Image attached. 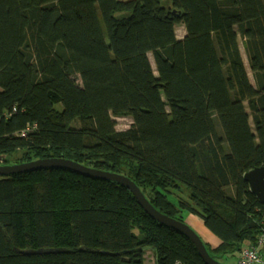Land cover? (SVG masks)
I'll return each instance as SVG.
<instances>
[{"label":"trees","instance_id":"obj_1","mask_svg":"<svg viewBox=\"0 0 264 264\" xmlns=\"http://www.w3.org/2000/svg\"><path fill=\"white\" fill-rule=\"evenodd\" d=\"M50 157L129 177L161 213L198 216L219 240L204 242L211 257H237L264 230L243 179L264 165V0H0V164ZM147 252L205 264L119 183L0 175V264H145Z\"/></svg>","mask_w":264,"mask_h":264},{"label":"water","instance_id":"obj_2","mask_svg":"<svg viewBox=\"0 0 264 264\" xmlns=\"http://www.w3.org/2000/svg\"><path fill=\"white\" fill-rule=\"evenodd\" d=\"M54 168H64L90 178L109 180L125 186L150 217L190 239L205 264H227L211 257L205 243L188 224L158 211L144 196L139 187L129 177L123 174L94 169L63 157H50L14 164H0V175L5 176L9 174L31 172L39 169ZM243 179L248 183L249 190L258 198L264 209V165L247 171L244 174Z\"/></svg>","mask_w":264,"mask_h":264},{"label":"rangeland","instance_id":"obj_3","mask_svg":"<svg viewBox=\"0 0 264 264\" xmlns=\"http://www.w3.org/2000/svg\"><path fill=\"white\" fill-rule=\"evenodd\" d=\"M175 32H176V36L178 38H181L184 35V33H185L183 25L182 24H177L176 27H175ZM238 44H239V49H240L242 58L244 60L246 71L248 73L249 80H250V82L252 84H254L253 75H252V72H251V70L249 68V64H248L247 56H246V53H245L244 45H243V42H242V39L240 38V36H238ZM148 57H149V60L151 62L152 68L155 71V65H154V61H153V57H152L151 53H149ZM245 105H246V109H247L248 113L250 114L246 103H245ZM114 120H115V123H116L115 127H116L117 130H125V129L129 128V126L132 123V119L130 117H128V116L114 117ZM249 122H250V126L253 128L251 116H249ZM4 159L0 158V162L4 161ZM171 200H173V198H171ZM180 215H183V218H182L183 221L186 224H188L199 235V237L202 239L203 242H205L207 244L210 243L208 241V238L202 233V231L200 229L199 225L203 226L204 224H203L202 220L198 216H196L193 219V218H191V215L189 213H186V212H182ZM212 236H214V235L212 234ZM214 237L217 239L216 236H214ZM150 258H151V254H147V258H146V263L145 264H152V260ZM221 260L223 262L227 263V264H238L236 256H230V257H227V258H223Z\"/></svg>","mask_w":264,"mask_h":264},{"label":"built area","instance_id":"obj_4","mask_svg":"<svg viewBox=\"0 0 264 264\" xmlns=\"http://www.w3.org/2000/svg\"><path fill=\"white\" fill-rule=\"evenodd\" d=\"M21 135H25V132ZM237 262L238 264H264V230L256 236L253 244L248 243L241 248L237 254Z\"/></svg>","mask_w":264,"mask_h":264},{"label":"crops","instance_id":"obj_5","mask_svg":"<svg viewBox=\"0 0 264 264\" xmlns=\"http://www.w3.org/2000/svg\"><path fill=\"white\" fill-rule=\"evenodd\" d=\"M190 215H191V218L193 219L196 217L193 214H190ZM199 226H200L202 233L208 238V241L210 242L209 245H211L212 247H215L219 243V241L214 236H212V233L204 225L203 226L199 225ZM147 254H150V252H147L146 256Z\"/></svg>","mask_w":264,"mask_h":264}]
</instances>
